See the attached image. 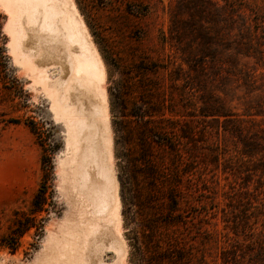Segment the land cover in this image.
<instances>
[{"label":"rangeland","instance_id":"rangeland-1","mask_svg":"<svg viewBox=\"0 0 264 264\" xmlns=\"http://www.w3.org/2000/svg\"><path fill=\"white\" fill-rule=\"evenodd\" d=\"M249 1L264 9V0ZM74 2L105 69L124 245L119 264H264V188L254 186L257 176L245 188L231 173L246 138L224 130L238 124L263 141L264 37L245 46L229 27L221 35L213 26L189 27L187 0ZM7 20L0 6V239L16 242L15 250L0 248V264H40L74 212L59 174L66 128L13 60ZM142 111L178 153L153 148L165 177L158 188L149 187L145 163L135 160L141 117L130 114ZM29 218L34 226L19 233Z\"/></svg>","mask_w":264,"mask_h":264},{"label":"bare ground","instance_id":"bare-ground-1","mask_svg":"<svg viewBox=\"0 0 264 264\" xmlns=\"http://www.w3.org/2000/svg\"><path fill=\"white\" fill-rule=\"evenodd\" d=\"M0 6L8 15L13 60L29 72L66 128L59 174L74 212L40 264H119L124 245L101 86L105 69L86 24L74 0H0ZM107 251L112 261L104 260Z\"/></svg>","mask_w":264,"mask_h":264},{"label":"trees","instance_id":"trees-1","mask_svg":"<svg viewBox=\"0 0 264 264\" xmlns=\"http://www.w3.org/2000/svg\"><path fill=\"white\" fill-rule=\"evenodd\" d=\"M184 10L187 12V25L189 27L195 28L196 26H200V28H203L205 26H213V30L220 33V35L224 32V27H229L227 28L229 29L227 30V34L235 36L236 39L240 40L239 43L241 45L246 46L252 42V39L264 37V9H260L259 6H255V3H251L249 0H187ZM121 113L125 115L123 110ZM146 113L147 111H142L140 115L130 114L134 117H141L139 119L141 121L138 123L139 128L137 129L139 134L137 143L138 158L135 160L145 163L142 171L148 180L149 187L158 188V184L163 183L165 181L163 178L165 177L160 174L161 169L153 163L156 158L153 148L159 147L168 152L173 151L175 154L178 153L174 141L166 134H162V131H158L151 119L145 118L146 116L150 117L152 114ZM219 113L217 114L218 116L223 115L225 117V123L235 122V120H229L230 118H228L232 114ZM230 127H224V130L235 136L246 138V146H244V149L240 153L242 161L238 160V163L234 167H230L231 173L241 179V186L245 188H248L254 176H257V185L254 186L263 189L264 137L260 136L263 141H254L251 135L245 134L238 124H233ZM261 131H264V129H261ZM250 142H254V144L247 145ZM44 189L45 184H42L32 200V205L37 207L35 211H40L41 209L38 205L42 201ZM31 219L29 218L27 222H22V224L19 222V233L34 226ZM15 243L14 241L10 242L7 238L0 239V248L9 247L11 250H15ZM262 254H264L263 250L260 251L259 255L262 256Z\"/></svg>","mask_w":264,"mask_h":264}]
</instances>
